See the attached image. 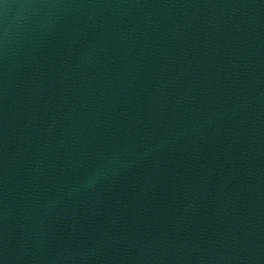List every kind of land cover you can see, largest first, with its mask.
<instances>
[{
	"label": "water",
	"instance_id": "1",
	"mask_svg": "<svg viewBox=\"0 0 264 264\" xmlns=\"http://www.w3.org/2000/svg\"><path fill=\"white\" fill-rule=\"evenodd\" d=\"M0 264H264V0H0Z\"/></svg>",
	"mask_w": 264,
	"mask_h": 264
}]
</instances>
